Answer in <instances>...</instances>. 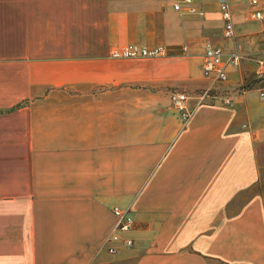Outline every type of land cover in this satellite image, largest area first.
<instances>
[{
	"label": "crops",
	"instance_id": "crops-1",
	"mask_svg": "<svg viewBox=\"0 0 264 264\" xmlns=\"http://www.w3.org/2000/svg\"><path fill=\"white\" fill-rule=\"evenodd\" d=\"M167 3L223 25L216 0H193L203 15ZM110 5L0 0V264H264V87L243 85L264 73V30L248 0H229L234 37L212 45L242 56L226 82L202 70L211 44L118 46ZM129 45L169 55L111 58ZM172 89L189 108L212 93L183 126ZM114 206L135 227L111 255Z\"/></svg>",
	"mask_w": 264,
	"mask_h": 264
},
{
	"label": "built area",
	"instance_id": "built-area-1",
	"mask_svg": "<svg viewBox=\"0 0 264 264\" xmlns=\"http://www.w3.org/2000/svg\"><path fill=\"white\" fill-rule=\"evenodd\" d=\"M173 9L178 12H183L184 9L192 14L203 15V11L194 6L193 0H170ZM223 23V34L227 38L234 37V26L232 13L230 10L229 0H216ZM249 6L252 9V16L258 20L264 30V0H248ZM169 55L168 48L164 46H137L129 45L121 48H115L111 51L110 56L113 59H152L159 57H167ZM242 60L241 54L235 50L230 53H224L221 48L206 45L202 70L205 75L210 76L217 82H226L228 80L227 67L239 66ZM211 90H205L196 98V105L192 108L187 106L189 96L185 92L175 91L169 95L171 105L179 112L180 120L183 126H186L194 115L197 107L202 102L211 96ZM259 99L264 106V89L258 91ZM226 105L232 103L231 98L223 99ZM112 215L114 217V226L111 234L104 242V251L114 255L119 251V246L130 247L133 245V240L129 237H123L129 234L135 227V221L132 211L129 208H121L119 206L112 207ZM103 264V263H94Z\"/></svg>",
	"mask_w": 264,
	"mask_h": 264
},
{
	"label": "rangeland",
	"instance_id": "rangeland-1",
	"mask_svg": "<svg viewBox=\"0 0 264 264\" xmlns=\"http://www.w3.org/2000/svg\"><path fill=\"white\" fill-rule=\"evenodd\" d=\"M208 2L211 11L216 13L214 0ZM110 11L115 31L112 36L118 46L129 42L166 45L165 40L174 37L179 40L174 45L176 51L180 52L182 47H187L190 52L198 53L205 44L219 46L223 41L221 35L223 25L215 27L214 19L205 17L202 20L197 16L179 15L168 18L171 11L167 0H111ZM207 20H210L211 25L207 24ZM243 85L245 89L263 88L264 73H248L243 77ZM177 90L179 89H172L169 93ZM219 92L225 94L223 89Z\"/></svg>",
	"mask_w": 264,
	"mask_h": 264
},
{
	"label": "trees",
	"instance_id": "trees-1",
	"mask_svg": "<svg viewBox=\"0 0 264 264\" xmlns=\"http://www.w3.org/2000/svg\"><path fill=\"white\" fill-rule=\"evenodd\" d=\"M18 107H14V108H11L10 110H8L6 113H10L12 111H14L15 109H17Z\"/></svg>",
	"mask_w": 264,
	"mask_h": 264
}]
</instances>
